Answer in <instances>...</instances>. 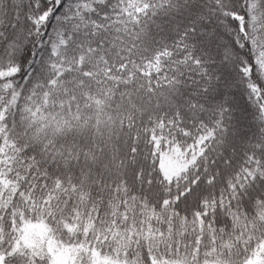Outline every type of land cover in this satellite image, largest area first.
Returning a JSON list of instances; mask_svg holds the SVG:
<instances>
[{"label":"snow or ice","instance_id":"1","mask_svg":"<svg viewBox=\"0 0 264 264\" xmlns=\"http://www.w3.org/2000/svg\"><path fill=\"white\" fill-rule=\"evenodd\" d=\"M0 264H264V0H0Z\"/></svg>","mask_w":264,"mask_h":264}]
</instances>
